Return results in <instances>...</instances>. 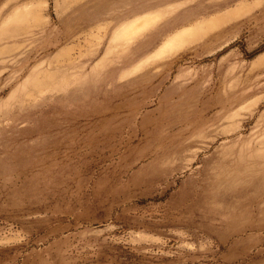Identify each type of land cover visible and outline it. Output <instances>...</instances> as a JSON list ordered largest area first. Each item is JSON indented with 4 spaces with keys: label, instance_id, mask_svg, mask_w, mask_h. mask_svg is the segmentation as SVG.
Wrapping results in <instances>:
<instances>
[{
    "label": "rangeland",
    "instance_id": "1",
    "mask_svg": "<svg viewBox=\"0 0 264 264\" xmlns=\"http://www.w3.org/2000/svg\"><path fill=\"white\" fill-rule=\"evenodd\" d=\"M58 1L0 0V264H264V0Z\"/></svg>",
    "mask_w": 264,
    "mask_h": 264
},
{
    "label": "crops",
    "instance_id": "2",
    "mask_svg": "<svg viewBox=\"0 0 264 264\" xmlns=\"http://www.w3.org/2000/svg\"><path fill=\"white\" fill-rule=\"evenodd\" d=\"M64 1L65 0H59L58 2L61 3V2H64ZM114 3L119 5L118 8H115L113 6ZM159 3L160 2H158V1H157V3H155V2H153V0H97L91 6L90 5L87 6V4L84 5L82 7L81 14H82V17L85 18V23L88 26H90L91 24H93L94 26L96 24H99L100 25L99 27L107 29L108 28V24L110 22H112V21H115V23H116L114 25L115 32L112 34L111 38L114 41H124V40H126L128 38H131L133 36L138 35L139 31L135 32V33H130L129 35H126V36L118 37L117 35L120 34V32L123 29L128 28V27H131V28L132 27H141L140 29H144L148 25H150L152 23L153 19L151 21H149V23H147L146 25H143V24L145 23V21L147 19H149V18L151 19L152 15L160 13L159 10H154V8L156 6L160 5ZM26 8H30V7L27 6ZM88 8H89V10L87 11L86 9H88ZM33 10H35V9L33 8ZM18 11H20V10H18ZM17 12H15L13 15H11L8 18V20L9 19L11 20L12 17ZM36 13H37V11H36ZM37 16H38V19H39L38 13H37ZM108 17L113 18V19L108 20ZM37 20H35V21H33V20H30V21L25 20V21H22V22H20V21L19 22L12 21V22H14V24H22L24 22H26V23L36 22ZM93 25L90 26L91 27L90 29H92ZM192 25H194V24L191 23L190 25H187V26H184V27H179V28L173 30V32L169 33L164 38V40L160 43L159 52H160L161 48L174 35H176L177 33L181 32V31H183L184 29H186L188 27H191ZM153 34L154 33H152V37L155 39V36ZM194 41H192V42H194ZM191 43H189V44H187V45H185L183 47H180V48H178L176 50H173L171 52L155 53L154 56L155 57L161 56V57H164V58L177 56V55H179V52L185 50L189 45H191Z\"/></svg>",
    "mask_w": 264,
    "mask_h": 264
}]
</instances>
